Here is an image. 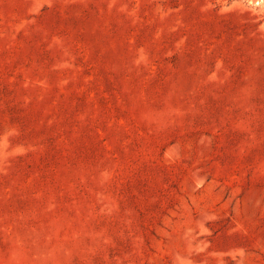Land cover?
I'll list each match as a JSON object with an SVG mask.
<instances>
[{
	"label": "rangeland",
	"instance_id": "obj_1",
	"mask_svg": "<svg viewBox=\"0 0 264 264\" xmlns=\"http://www.w3.org/2000/svg\"><path fill=\"white\" fill-rule=\"evenodd\" d=\"M0 264H264V0H0Z\"/></svg>",
	"mask_w": 264,
	"mask_h": 264
}]
</instances>
